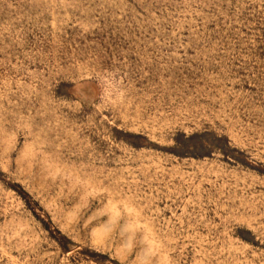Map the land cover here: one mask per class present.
Returning a JSON list of instances; mask_svg holds the SVG:
<instances>
[{
    "label": "rangeland",
    "instance_id": "rangeland-1",
    "mask_svg": "<svg viewBox=\"0 0 264 264\" xmlns=\"http://www.w3.org/2000/svg\"><path fill=\"white\" fill-rule=\"evenodd\" d=\"M0 264H264V0H0Z\"/></svg>",
    "mask_w": 264,
    "mask_h": 264
}]
</instances>
